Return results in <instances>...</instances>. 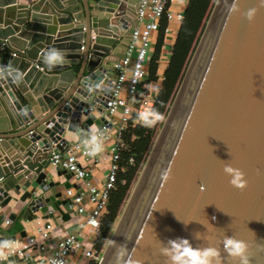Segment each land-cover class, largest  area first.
Returning <instances> with one entry per match:
<instances>
[{
	"label": "water",
	"instance_id": "obj_1",
	"mask_svg": "<svg viewBox=\"0 0 264 264\" xmlns=\"http://www.w3.org/2000/svg\"><path fill=\"white\" fill-rule=\"evenodd\" d=\"M140 1L0 0V150L7 161L0 164V207L15 210L8 217L13 225L56 213L70 220L68 200L53 191L61 183L48 178L50 158L71 145L74 126L106 122L116 65L126 59ZM232 3L218 0L100 264H166L161 243L177 238L223 253L226 235L248 243L251 264H264V7L239 0L244 12L258 9L249 22L229 15ZM48 48L66 51L69 63L50 70L42 60ZM9 64L23 73L19 85L7 75ZM93 83L100 87L89 93ZM170 162L173 179L162 187ZM225 164L245 173L246 191L231 186ZM4 218L0 242L17 241ZM4 251L0 264L20 260ZM225 264H233L226 254Z\"/></svg>",
	"mask_w": 264,
	"mask_h": 264
},
{
	"label": "built area",
	"instance_id": "obj_2",
	"mask_svg": "<svg viewBox=\"0 0 264 264\" xmlns=\"http://www.w3.org/2000/svg\"><path fill=\"white\" fill-rule=\"evenodd\" d=\"M172 3L173 0H141L137 8V26L131 36L126 59L116 65L117 78L113 81L112 100L104 113L106 122L97 128L106 133L104 145L110 144V170L102 183L95 184L91 170L81 162L83 159L86 162L97 163L99 155L96 157L85 155L78 142L66 147L63 153L58 150L56 152L54 150L52 153L50 158L52 167L67 171L73 178L84 184L80 189L70 187L67 190L68 203L65 206V211L84 216L85 220L77 225L78 227L73 233L59 242L52 255L28 257L25 251L26 247L31 249L39 246L34 238L26 239L25 247H17L15 250L17 241L10 242L9 247H4V255L6 257L16 255L20 259L10 264H32L35 262L37 264H69L71 257L76 253H83L86 258L97 264L102 262L105 252L87 248L83 243V238L88 229L98 230L101 227L102 220L108 211L110 198L116 189L118 174L121 171L122 154L128 148L124 140V133L129 123L139 113H147L154 109L164 74L158 75V84L149 83L147 67L152 61L149 50L158 42L156 36L160 33L163 21L167 23V35L171 32V25L175 19L180 23L184 19L183 13L179 12L176 17L173 15L171 12ZM171 103L172 101L168 104L167 109ZM10 224L11 222L7 218L4 222L5 227ZM51 232V225L38 229L39 235L44 240L50 239ZM41 249L44 250V247Z\"/></svg>",
	"mask_w": 264,
	"mask_h": 264
},
{
	"label": "trees",
	"instance_id": "obj_3",
	"mask_svg": "<svg viewBox=\"0 0 264 264\" xmlns=\"http://www.w3.org/2000/svg\"><path fill=\"white\" fill-rule=\"evenodd\" d=\"M212 4L213 0H188L184 19L172 50V56L164 73V80L154 104V109L158 110L163 115L173 98L172 96L177 88V84L193 52L197 37L205 20H207L209 16L207 13L209 8L212 7ZM166 29L167 23L163 21L156 46V53L151 61L150 82L158 81L159 60L166 39ZM137 117L138 116H135L133 118L124 133V140L128 148L122 154L120 163L121 171L118 174L117 186L111 195L108 211L102 220L101 227L98 229L97 237L94 242V250L98 252L105 247V243L117 220L122 204L128 195L130 186L156 134L155 127H144L141 123L137 122ZM157 139L158 137L155 140V144Z\"/></svg>",
	"mask_w": 264,
	"mask_h": 264
},
{
	"label": "clouds",
	"instance_id": "obj_4",
	"mask_svg": "<svg viewBox=\"0 0 264 264\" xmlns=\"http://www.w3.org/2000/svg\"><path fill=\"white\" fill-rule=\"evenodd\" d=\"M259 5L264 7V0H259ZM258 9L256 7L248 9L246 12L239 5V0H233L229 8V15L234 13L242 14L249 22H252ZM69 54L61 49L48 48L42 50L43 63L51 70L57 66H63L69 63ZM7 67V75L11 76L12 83L19 85L23 82V73L13 68L10 64ZM4 75V70L0 69V76ZM100 85L93 83L88 86V92L91 93ZM165 116L158 110L152 109L147 113L138 114L137 120L144 127H154L156 124L165 120ZM72 136L77 140L78 145L83 149L85 155L96 157L104 151L105 131L95 127L87 130L73 127L71 129ZM224 173L230 177L231 186L241 192L248 189V181L245 173L230 164H225ZM173 179V163L170 162L166 169L161 172L160 181L162 187L167 185ZM197 239L199 237L197 236ZM223 245V253L219 247L215 246H199L194 247L190 240L185 238H177L169 240L167 244L161 243L159 249L160 255L166 258V264H225V254L230 258L233 264H251L249 255V245L246 241L237 239L235 236H225L221 241ZM7 242H0V248L9 247ZM2 254V253H0ZM133 264V262H129Z\"/></svg>",
	"mask_w": 264,
	"mask_h": 264
},
{
	"label": "crops",
	"instance_id": "obj_5",
	"mask_svg": "<svg viewBox=\"0 0 264 264\" xmlns=\"http://www.w3.org/2000/svg\"><path fill=\"white\" fill-rule=\"evenodd\" d=\"M187 3H188V0H177V5L173 6L174 3H172L173 4L172 7L177 11H181L182 9H185L187 7ZM182 5H183V8H181ZM172 28H173L172 33L170 32L169 35L168 34L166 35L164 46L162 48L163 51L169 47L168 43H171L169 41L170 36H173V40L176 39L178 31L180 29V25L174 23L171 25V29ZM156 39L158 41L159 35L156 36ZM116 51L119 53H122V51L119 48H117ZM168 60H170V58ZM150 66L151 64L147 67L149 76H150V69H151ZM164 73H165V69H163L161 65L159 64V70H158L157 75L160 76V75H163ZM149 80H150V77H149ZM150 81L149 83H151ZM94 114L96 115V117L98 118L100 117V114L97 111H94ZM94 127L98 128L97 126H94ZM68 137L70 141L72 140L71 142L72 145L77 142V140L72 136L71 133H68ZM109 148H110V144L107 143L104 145V151L97 158V163L96 162H93V163L86 162L83 159L81 160L82 164L91 170L95 184L100 185L110 170L111 156H110ZM56 151L57 150H55L54 152ZM5 159H6V153L0 150V164L1 165L7 162V161L3 162ZM64 171L65 170L55 169L52 166L48 169V172L50 173L48 176L49 181H53L55 183H61L59 187H56L53 189L54 193H60V192L62 193L63 197L61 198V200H67V190L68 189H66L65 187L66 184L67 185L70 184L71 188H74V189H80L84 185L83 182L77 181L69 173H68L69 176H66V175L58 176V173L63 174ZM14 211L15 210L12 209L11 206H8L0 210V215L5 216V218L2 220V224L4 227H5L4 225L5 220ZM66 213L70 215V220L65 221L59 214L56 213L55 217L52 219L44 220L42 216H39L33 222H27L21 219L16 225H13L11 223L8 227L6 226L5 227L6 229L12 230L11 231L12 235L17 236V243L14 247V250L17 249V247L24 248L25 240L29 238H34L36 239L39 246L35 248H31V249L30 247H26L25 251L28 257L36 258L39 256L52 255L53 252L56 251L59 242L62 241L65 237H67L69 234L73 233L77 229L78 227L77 225L85 220L84 216H79L73 212H66ZM46 225L52 226L51 237L49 240H44L41 237V235H39L38 233V229ZM23 231L26 232V235H27L26 238H23L21 236V233ZM97 231L98 230H93V229H88L86 231L84 238H83V243L85 244L87 248L94 249L95 233ZM41 247H44V250H42ZM91 261L93 260L86 258L83 255V253H76L75 255L71 257L69 264H90ZM32 264H37V262L32 263Z\"/></svg>",
	"mask_w": 264,
	"mask_h": 264
},
{
	"label": "rangeland",
	"instance_id": "obj_6",
	"mask_svg": "<svg viewBox=\"0 0 264 264\" xmlns=\"http://www.w3.org/2000/svg\"><path fill=\"white\" fill-rule=\"evenodd\" d=\"M173 3H174V5H173V4H172V5H173V6H176V5H177V0H173ZM217 3H218V0H213L212 7L209 8V11H208V13H207L209 16H208L207 20H205V22H204V24H203V27H202V29H201V31H200L198 37H197V40H196V42H195V45H194V47H193V52L191 53V55H190V57H189V60H188V62H187V64H186L185 70H184V72H183V74H182V77H181L180 81H179L178 84H177V88H176V90H175V92H174V95L172 96V97H173L172 100H171L172 103H171L169 109H167V112L164 114V116H165L166 119H165L163 122L158 123V124H156V125L154 126V127H155V130H156V131H155V133H156V134H155V137H154V139H153V141H152V144H151V146H150V149H149V151L147 152V155H146V157H145L143 163L141 164V166H140V168H139V170H138V172H137V174H136V176H135V178H134V180H133V182H132V185L130 186V189H129L128 195H127V197H126L124 203L122 204V207H121V209H120V212H119V215H118V217H117V220H116V222L114 223L113 228H112V231H111V233H110V236H109L108 240H107L106 243H105V247H104V249H103V252H105V251L107 250V247H108V245H109V243H110L111 237H112V235L114 234L116 228L118 227L120 221L122 220V218H123V216H124V212L126 211V208H127L128 204H129V202H130V200H131V197H132V195H133V193H134V191H135V189H136V187H137V185H138V183H139V181H140V178H141L142 173H143V171H144V169H145V166L147 165V162H148V160H149V158H150V156H151V154H152V152H153V149H154V147H155V145H156V144H155V140H156L157 137H158L157 141L159 140L160 134H161V132H162L164 126H165V123H166V121H167V118H168V116H169L171 110H172L173 107L175 106V103H176V101H177V99H178V96H179V94H180V92H181V90H182V88H183V86H184V84H185V81H186V80H185V79H186V75H187L188 70H189V68H190V65H191V63H192V61H193V59H194V56H195V53H196L197 47H198V45H199V43H200V41H201V39H202V37H203V35H204V33H205V30H206L207 25H208V23H209V21H210V18L212 17L213 12H214V10H215V8H216V6H217ZM187 4H188V3H187ZM181 8H183V5H182ZM186 8H187V7H186ZM186 8H185V9H182L181 11H177V10H175L173 7H171V12H172L173 15L176 17V15H177L179 12L184 14ZM174 23L180 25V27H181V24H182V23L177 22L176 19L174 20L173 24H174ZM172 30H173V28L171 29V33H172ZM168 35H169V33H168ZM169 41L171 42V43H168L169 47L166 48V50H164V51L162 50V52H161V57H160V60H159V64L161 65V67H162L163 69H165V71H166V69H167V67H168V62H169L168 59L171 58V56H172V50H173V47H174V45H175L176 39L173 40V36H170ZM156 46H157V43H155V44L150 48V50H149V53H150V55H151L152 57L155 56L156 48H157ZM171 46H173V47H171ZM133 59H134V57H133ZM158 83H159V82H157V81L154 82V84H158ZM135 124H136V123H135ZM157 141H156V143H157ZM97 233H98V231L95 233V239H96V237H97ZM103 254H104V253H103ZM90 264H97V263H96L95 261H91Z\"/></svg>",
	"mask_w": 264,
	"mask_h": 264
},
{
	"label": "bare ground",
	"instance_id": "obj_7",
	"mask_svg": "<svg viewBox=\"0 0 264 264\" xmlns=\"http://www.w3.org/2000/svg\"><path fill=\"white\" fill-rule=\"evenodd\" d=\"M157 142H158V141H157ZM142 174H143V173H142ZM141 177H142V176H141ZM136 188H137V187H136ZM135 190H136V189H135ZM134 193H135V191H134ZM134 193H133V195H134ZM133 195H132V196H133ZM131 199H132V197H131ZM130 201H131V200H130ZM129 205H130V202H129L127 208H126V211L128 210ZM126 211L124 212V214L126 213ZM122 219H123V218H122ZM121 221H122V220H121ZM121 221H120V222H121Z\"/></svg>",
	"mask_w": 264,
	"mask_h": 264
}]
</instances>
